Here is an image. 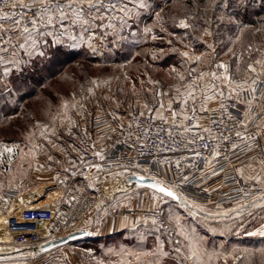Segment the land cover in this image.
<instances>
[{"label":"snow or ice","instance_id":"snow-or-ice-1","mask_svg":"<svg viewBox=\"0 0 264 264\" xmlns=\"http://www.w3.org/2000/svg\"><path fill=\"white\" fill-rule=\"evenodd\" d=\"M89 55L100 57L105 67L127 68L139 59L144 71L136 78L126 72L85 73L83 81L65 73V64ZM156 72H165L172 83L162 87L150 74ZM57 77L67 91L42 95L39 89ZM114 81L121 94L130 85L126 95L133 99L100 97L116 109L124 107L123 113L114 109L108 115L119 121L113 145L125 146L128 154L110 161L108 145L99 143L103 137L93 140L79 121H87L90 103L99 108L97 92L104 88L111 94ZM0 137L4 211L14 202L5 193L21 192L32 171L56 172L52 183L64 194L50 188L44 195L55 197L57 208L79 204L91 190L88 218L79 227L65 222V231H74L61 240L127 231L132 247L105 249L118 257L111 264H229V258L233 264H264V247L226 254L227 241L214 239H264V0H0ZM165 137L204 161L195 180L196 164L181 168L192 156L175 159V171L171 157L160 159V153L175 151L166 147ZM238 149L244 157L231 167L243 181V198L227 208L210 206L203 173L222 155L239 156ZM77 175L86 181L75 188L80 195L67 184ZM5 235L9 243L2 246L0 240V264L16 262L13 252L29 264V258L57 247L51 228L22 246L11 243V233ZM24 248L34 250L24 253Z\"/></svg>","mask_w":264,"mask_h":264},{"label":"built area","instance_id":"built-area-1","mask_svg":"<svg viewBox=\"0 0 264 264\" xmlns=\"http://www.w3.org/2000/svg\"><path fill=\"white\" fill-rule=\"evenodd\" d=\"M99 121V123H96ZM127 123V120L124 121ZM119 121L113 120L111 117L105 115L95 117L93 127L97 133H103L109 135L113 140L108 144V151L106 156L110 161L126 156L128 149L121 145H113V141L120 135L117 129L113 132V129L117 128ZM166 147L173 148V152L160 153V159L163 160L165 156L171 157L173 161V171H175V159H182L184 155L192 156L190 152H187L183 144L173 143L166 137ZM155 151V150H154ZM239 156L235 153H228L230 160L224 159L223 155L219 160L215 161V167L208 169L203 173L204 181L203 186L208 187L210 190V198L214 204H220L222 206H233L237 200L243 198L241 188L243 187V181H239L237 172L231 167V165H237L244 157V154L238 149ZM133 155H135L133 153ZM89 160L93 159L91 154L87 157ZM143 163V158L141 159ZM184 163L196 164L197 168L192 171L193 179L200 174V169L204 166L203 160H197L194 156L188 159L186 162L182 160L181 168H184ZM63 178V176H61ZM86 182L81 175H77L74 178H70L67 181L69 191L72 194L80 195L75 192V188L83 187ZM199 191V189H197ZM11 198L12 203L9 204L7 211H4V205L0 202V215H5L7 224H4L5 233H11V243L16 246H22L23 242L33 244L36 242L34 233H41L42 228L52 229V239L68 235L74 231L73 228L67 227L66 224H76L77 227L83 224V221L88 217L85 215L89 209L86 207L88 199L92 196L91 190H86L80 199L79 204L68 205L66 203L60 204L59 207L52 205L33 207V202L24 201L23 204L18 202L21 197H18L15 193H5ZM64 194V193H63ZM207 195V194H205ZM23 198V197H22ZM92 215L95 214L94 207L91 209ZM55 225V227H53ZM59 228V231L56 230ZM46 235V233H43ZM9 243V242H8ZM29 249V248H24ZM43 256V255H42ZM233 264V263H231ZM237 264V262H235Z\"/></svg>","mask_w":264,"mask_h":264},{"label":"rangeland","instance_id":"rangeland-1","mask_svg":"<svg viewBox=\"0 0 264 264\" xmlns=\"http://www.w3.org/2000/svg\"><path fill=\"white\" fill-rule=\"evenodd\" d=\"M227 59V57H225ZM104 61L100 57H94V56H87L86 58L81 56L72 59L69 63L64 65V71L68 75H74L78 81H83L84 74L87 73L89 76H97L102 73H107L110 76L120 77L122 73H127L130 77L136 78L140 75L141 72L144 71L142 67H140V61L137 59L136 61H133L132 64L127 67H105ZM123 63V62H122ZM99 64L100 67H97L96 65ZM139 69V70H138ZM153 76V79L161 80L162 87L167 88L168 85L172 83L171 80H169L166 76L165 72H156V73H150ZM117 81H114L112 84V91L111 94H109L106 89L102 88L97 92V101L99 102L100 106L99 108L96 107L94 103H90L88 106V111L90 115L87 118V121L80 120L79 122L86 126L89 129V134H92V119L95 115H105L107 117H110L108 115L109 111H113L115 109L116 114H120L124 112V107L121 106L119 109L115 108V105L112 103V100L108 101H102L100 100V97L103 95H111L113 99L116 97H119V99L122 102L126 103H132L131 97L126 95L128 93L130 85H124V93L121 94L117 91ZM119 83H123L122 81H119ZM72 87H76V85H72ZM68 85H66L64 82H62L59 77L50 79V84L48 87L39 89L40 93L45 96H55V92H59L61 95H63L67 91ZM137 88L139 89V84H137ZM55 90V92L53 91ZM33 106L37 107L39 105V100H33L32 101ZM37 119H41V115L39 112L36 113ZM126 121V120H125ZM13 139H22V136H16L12 137ZM0 139H4V137H0ZM58 160H60V157L58 156V152L52 153ZM44 157L41 156L40 162L44 163ZM64 159V158H63ZM62 162V160H60ZM35 171H32L27 174L26 178H29L31 180V176L34 174ZM121 184H123V180L120 181ZM35 183H31L26 190H32L28 194L32 193L33 196L36 197L37 202L44 200L45 196L43 194L48 191V188L44 186L41 189H38L36 191L33 190L35 188ZM22 190V188H21ZM27 192V191H26ZM36 192V193H35ZM19 194L18 192H11ZM35 193V194H34ZM27 194V195H28ZM42 195V196H41ZM21 197V195H20ZM215 204L212 202V205ZM232 206V205H231ZM225 208L230 206H224ZM217 243L221 241H227L225 243V249L226 254H230L232 248H249V249H258L260 247H264V239L259 237H248L245 235L242 236H228V237H215L214 238ZM117 244L132 247L133 241L128 236L127 231L119 232L117 234H113L111 236L105 237V238H89V239H83L79 241H75L69 244H66L64 246L58 247L54 250H52L50 253H46L45 255L41 257H37L35 261H41V260H48L51 261V264H95L97 259L105 261V264H111V262L118 259L116 256H108L105 254V249L108 247H115ZM8 243H5L7 246ZM24 253H27L28 251H31V249H23ZM11 255L18 257V260L14 262L15 264H23L24 257H22L19 253H11ZM241 256L244 255L243 252L240 253ZM44 257H48V259H43ZM65 257H67V260H65ZM32 259L29 258V261ZM3 262H13L4 260ZM233 263L231 258H229V264ZM222 264V262H221ZM237 264H239V261H237Z\"/></svg>","mask_w":264,"mask_h":264},{"label":"crops","instance_id":"crops-1","mask_svg":"<svg viewBox=\"0 0 264 264\" xmlns=\"http://www.w3.org/2000/svg\"><path fill=\"white\" fill-rule=\"evenodd\" d=\"M98 116H102V115H95L93 117V119H92V129H91L92 130V134H91L92 139L93 140H96V139H98V137H103V140H100L99 143H101V144L106 143L108 145L113 140V138H112V140H109L108 139L109 135H106V134H103V133H97V131L93 127L94 119H95V117H98ZM58 156L60 157V160H62V162H63V156H61L60 153H58ZM71 158H73V159L76 158V153L75 152L72 153V157ZM240 164H241V162H239L236 166H240ZM52 167L55 169L56 168V165L53 163ZM55 174H56L55 171H44L42 173L34 172V174L31 176V180L32 181H30L29 178H26V179L23 178V184L21 185L22 190H21V192H19V194H16V193L15 194L18 197H20V195H21V197L26 196L29 192L32 191V190H26V189H28L27 187L31 183H35V185H37V186H35V188H33L34 191H36L38 189H41L44 186H46L48 189H50V188H57V185H55L54 183H52V178L55 176ZM57 190L60 191V194L61 195H63V190L62 189L57 188ZM44 194H43V196H45ZM52 199H44V200H41V201H44L46 203V204H44L42 206H49V205L54 204L55 203V197H53ZM18 204H20V201L18 202ZM34 204H36V203H34ZM119 232H121V230L117 229L116 232H106L103 235L95 236V237L96 238H105V237L111 236L113 234H117ZM39 262H41V264H51V261H48V260H41V261L39 260ZM3 263L4 264H15L14 262H12V263L11 262H3ZM29 264H38V261L31 260V261H29Z\"/></svg>","mask_w":264,"mask_h":264},{"label":"bare ground","instance_id":"bare-ground-1","mask_svg":"<svg viewBox=\"0 0 264 264\" xmlns=\"http://www.w3.org/2000/svg\"><path fill=\"white\" fill-rule=\"evenodd\" d=\"M22 199H23V202L24 201H26V202H30L31 201V202L36 203V204H41V206L46 204L44 201L37 202L36 197L33 196L32 193L24 196ZM4 220H6L5 215H0V221H4ZM4 224L5 223H0V240H5V243H8L9 241L7 240V237L5 235V231L3 230L4 229Z\"/></svg>","mask_w":264,"mask_h":264},{"label":"water","instance_id":"water-1","mask_svg":"<svg viewBox=\"0 0 264 264\" xmlns=\"http://www.w3.org/2000/svg\"><path fill=\"white\" fill-rule=\"evenodd\" d=\"M95 215V214H94ZM70 234H68V235H65V236H62V237H68ZM95 236H91V237H89V236H84V235H82V234H78V238L77 239H75V240H61L60 238L61 237H58V238H55V239H53V240H55L56 241V243H57V247H54L52 250H54V249H56V248H58V247H61V246H64V245H66V244H69V243H72V242H75V241H79V240H83V239H89V238H94ZM32 250H34V249H31V251ZM51 250V251H52ZM44 254H46V253H44ZM44 254H42V255H44ZM4 264V263H3Z\"/></svg>","mask_w":264,"mask_h":264}]
</instances>
